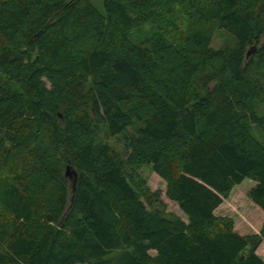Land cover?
Here are the masks:
<instances>
[{"label": "trees", "instance_id": "trees-1", "mask_svg": "<svg viewBox=\"0 0 264 264\" xmlns=\"http://www.w3.org/2000/svg\"><path fill=\"white\" fill-rule=\"evenodd\" d=\"M248 179L264 213V0H0V264H264L215 215Z\"/></svg>", "mask_w": 264, "mask_h": 264}, {"label": "rangeland", "instance_id": "rangeland-1", "mask_svg": "<svg viewBox=\"0 0 264 264\" xmlns=\"http://www.w3.org/2000/svg\"><path fill=\"white\" fill-rule=\"evenodd\" d=\"M229 36L220 30L215 34L213 41V48L219 49L225 45L228 41ZM105 133L102 130L101 136ZM133 135L135 133V128L130 127L126 134ZM127 134V135H128ZM125 133L118 137L107 140L105 137L103 140L107 141L118 153L125 152ZM103 137V136H102ZM142 178L147 183V187L157 195V208H161V205L166 206V212L171 215H176L186 220L183 212L180 210L179 206L174 202L170 201L166 196L167 183L153 172L152 168L149 166L143 167L139 170ZM256 184L251 180L244 181L241 185L236 186L230 197L224 201L223 207L217 212L218 216H225L222 218H230L234 222L235 231L243 236H254L259 235L264 227V213L260 211L248 198V192ZM264 260V239L261 245L258 247L257 252Z\"/></svg>", "mask_w": 264, "mask_h": 264}, {"label": "water", "instance_id": "water-1", "mask_svg": "<svg viewBox=\"0 0 264 264\" xmlns=\"http://www.w3.org/2000/svg\"><path fill=\"white\" fill-rule=\"evenodd\" d=\"M256 52V47H253L252 49L248 50L247 52V60ZM65 179L69 181L70 189L72 193L71 202L73 203L76 193V187H77V180H78V172L76 169L71 166L67 165L65 170Z\"/></svg>", "mask_w": 264, "mask_h": 264}, {"label": "crops", "instance_id": "crops-1", "mask_svg": "<svg viewBox=\"0 0 264 264\" xmlns=\"http://www.w3.org/2000/svg\"><path fill=\"white\" fill-rule=\"evenodd\" d=\"M222 207H223V205H221V206L215 211V215H216V216H218V215H217V214H218L217 212H218ZM218 217H219V216H218ZM220 217H225V216H220ZM241 236H243V235H241Z\"/></svg>", "mask_w": 264, "mask_h": 264}]
</instances>
